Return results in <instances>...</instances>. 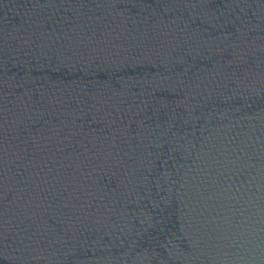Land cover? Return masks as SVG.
<instances>
[{
  "label": "water",
  "instance_id": "95a60500",
  "mask_svg": "<svg viewBox=\"0 0 264 264\" xmlns=\"http://www.w3.org/2000/svg\"><path fill=\"white\" fill-rule=\"evenodd\" d=\"M0 264H264V0H0Z\"/></svg>",
  "mask_w": 264,
  "mask_h": 264
}]
</instances>
